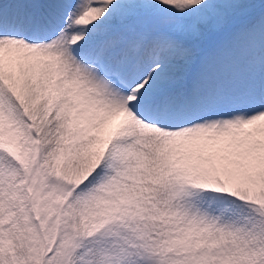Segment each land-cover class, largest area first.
<instances>
[{"label":"snow or ice","instance_id":"1","mask_svg":"<svg viewBox=\"0 0 264 264\" xmlns=\"http://www.w3.org/2000/svg\"><path fill=\"white\" fill-rule=\"evenodd\" d=\"M0 264H264V0H0Z\"/></svg>","mask_w":264,"mask_h":264}]
</instances>
